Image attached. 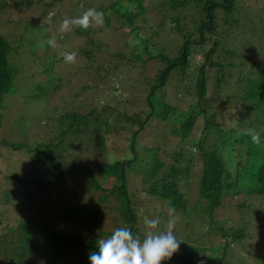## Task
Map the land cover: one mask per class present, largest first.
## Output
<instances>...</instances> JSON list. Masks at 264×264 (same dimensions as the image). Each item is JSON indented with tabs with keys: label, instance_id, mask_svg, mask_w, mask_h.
I'll list each match as a JSON object with an SVG mask.
<instances>
[{
	"label": "rangeland",
	"instance_id": "rangeland-1",
	"mask_svg": "<svg viewBox=\"0 0 264 264\" xmlns=\"http://www.w3.org/2000/svg\"><path fill=\"white\" fill-rule=\"evenodd\" d=\"M114 1L0 0V34L12 47L14 66L11 88L0 93V140L23 144L14 150L0 143V264H43V256L36 253L19 226L27 218L41 222L33 227V235L55 229L54 226L78 233L82 231L81 222L64 217L61 210L99 204L102 230L122 229L126 225L114 208L117 200L113 195L105 201L99 200L103 193L121 182L113 175L105 176L96 165L131 158L130 140L134 130H137L134 147L138 166L132 164L127 168L126 179L130 199H140L135 223L139 233L123 232L120 247L124 250V262L140 264L145 253L154 261H165L172 248L188 250L196 259L205 256L211 261L215 256L214 246L225 243L219 232L213 233V228L223 226L227 232L244 227L246 233L243 240H235L226 247L224 260L228 264H260L264 261V198L252 193L234 194L227 189L220 206L213 211H202L206 202L199 197L202 164L197 155L189 165L188 176L182 174L179 180V189L187 198L186 215L172 209L168 199L148 197L143 191L147 184L142 181V171L154 153L168 165L174 162L173 153L180 147L185 153L192 148L186 142L189 137L182 141L171 132L173 124L170 119H161V110L150 111L147 105V87L144 88L143 80L154 71L155 64L147 63L142 70L141 67L136 70V66L122 62L114 68V61L118 63L117 51L124 41H132L133 36L125 26V19L111 12L115 5L110 3ZM240 1L242 11L247 12L239 18L242 27L230 38L220 33L222 27H227L221 12L214 18L219 33L214 32L212 38L219 40L224 49L221 53L218 46L211 57L217 66H205L209 69L205 97L215 99L208 113L222 110L227 115L229 128L256 130L254 119H248L247 123L245 119L239 121L251 98H242L248 88L235 85L234 80L249 74L256 86L255 98L259 104L249 108V113L264 117V0ZM122 2L129 5L126 0ZM146 2L157 3L156 0ZM168 4L165 21L170 26V17L178 20L173 22L172 30L164 32L168 38L164 43L169 45L170 41L175 47L176 42L179 47L182 35L195 29L204 18L203 11L192 0L175 9ZM108 6L110 10L105 11ZM146 14L147 20L139 18L134 24L144 34L150 32L151 24L160 20L154 10L147 9ZM244 26H248L246 35L235 36ZM125 48L130 50L129 46L122 50ZM201 57L200 53L195 58ZM174 81L171 79L169 84ZM177 98L178 94L175 96L173 92L163 96L165 103L175 109H185L189 102ZM106 103L111 107L100 111L98 107ZM93 106L97 110L89 120L70 125L74 114H84ZM124 115H137L144 124L138 127ZM205 122L206 117L199 115L190 136L200 137L205 132ZM77 127L83 130L76 132ZM211 137V134L207 136ZM223 158L230 168L235 167L236 160L243 161V157L233 160L229 153ZM77 162H84L85 166L70 170L69 166ZM185 164V160L179 163ZM86 169L92 171L100 188L88 189ZM61 170H66L63 179L57 184L48 181L53 173ZM186 182L188 186L184 185ZM197 198H200L199 211L195 210ZM240 203H243L241 207ZM90 232H85L84 237L95 242L93 238L98 233ZM188 243L205 250L192 252L195 249ZM220 250L219 247L218 254Z\"/></svg>",
	"mask_w": 264,
	"mask_h": 264
},
{
	"label": "trees",
	"instance_id": "trees-1",
	"mask_svg": "<svg viewBox=\"0 0 264 264\" xmlns=\"http://www.w3.org/2000/svg\"><path fill=\"white\" fill-rule=\"evenodd\" d=\"M126 1L129 5H125L122 0L110 3V5H115L111 12L116 16L120 14L125 19L126 28H129V32L133 35L131 36L132 41H124L122 48L117 51L118 63L114 61V68H118L122 62L127 66H136V70L139 67L142 70L147 63L155 64L154 71L145 76L143 80V84L145 83L144 88L147 87V105L150 111L161 110V119H170L173 124L171 132L180 137L182 141L189 137L186 142L192 148L185 153L183 148L181 149L180 147L179 150L173 153L174 162L168 165H164L163 160L157 158L154 153L150 164L145 165L142 171V181L145 185L147 184L143 191L148 194V197L155 196L161 199H168L172 209L179 211L180 215H186V212H188L187 198L179 189V180L182 174L185 177L188 176L189 165L193 162L194 156L197 155L201 159L202 164L198 185L199 197L206 202L202 211H213L220 206L222 197L227 189L234 194L239 192L252 193L264 198V117L249 113V108L259 106L257 103L258 99L255 98L258 94L256 86H253L254 83L250 80L249 74L243 75L242 78L234 80V82L235 85L241 86L243 89L248 88L242 98H251L249 103H247V110L245 109L242 112L243 117L239 121L245 119V123H247L248 119L249 121L254 119L256 121V124H254V127L257 128L256 130L238 127L229 128L230 125L228 126L226 122L227 115L222 110H219L218 113H208L215 99L205 97L206 77L209 70L205 66L208 65L210 68L218 65L216 61L211 60V57L221 44L219 40L212 38L214 32L215 34L219 33L214 18L215 16L219 17L221 12L222 20L227 27H222L220 33L230 38L238 28L242 27L239 24V18L241 19L245 15L244 12H247L246 10L242 11L243 9L239 6L241 1L192 0L196 6L202 8L204 18H201V21L195 25V29L188 30L184 36L182 35L179 47L176 42L175 47H172L173 44L170 41L169 45L164 43V41L168 40L164 32L172 30L171 27L178 20H173L170 17L169 21L172 25L169 26L168 22L165 21V15L168 12L165 8L167 2L171 9H175L178 5H185L188 0H156L157 3L152 5H149L146 0ZM109 6L106 7L107 9L105 8V11L110 10ZM147 9L154 10L160 20L151 24L150 32L144 34L140 27L134 24L139 18L145 17V20L148 19ZM236 14L237 16H235ZM243 28L235 36H243L248 30V26ZM87 31L85 30V32ZM79 34L82 35L81 32ZM236 41L239 43V40L236 39ZM126 46H129V51L126 48L122 50ZM223 49L222 44L219 51L221 52ZM11 51L12 47L9 41L0 34V93L10 89L13 82L14 66L12 64ZM85 52L89 54V51L86 50ZM200 53L203 58L196 59V55ZM88 56L90 57L91 54ZM245 58L248 57L245 56ZM171 79H175V81L169 84ZM248 81H250L249 85ZM170 92H173L175 96L178 94L179 98L177 99L189 102L185 109H175L173 105L165 103L163 96L170 94ZM110 107L106 103L98 108L103 111ZM96 110L97 107L93 106L91 110L84 114H74L70 120V125L73 126L79 123L80 120H89ZM112 110L114 109L112 108ZM202 114L206 117V122L204 123L205 132L200 137H192L194 135L190 136V134L193 124L196 118ZM148 115H150V112L147 113ZM124 116L126 119L135 122L138 127L144 124V121L140 120L137 115ZM85 123L88 122L85 121ZM227 127L229 128L228 130ZM81 130L83 129L76 128V132ZM136 134L137 130H134L131 134V158L126 161L124 159H116L110 163H99L96 165V168L105 176L113 175L120 180V185L109 189L108 193H103L99 200L105 201L109 196L113 195L114 199L117 200V205L114 208L126 225L122 229L102 230L100 228L102 221L99 215L102 207L99 204L76 205L71 209L64 208L61 210V214L64 217L68 216L74 217L72 219H78L81 222L79 228L83 232L73 233L54 226L55 229L45 230L42 234L33 235V227L41 222L31 218L22 220L19 226L28 235L36 253L43 256V264H129L124 262V250L120 247V244L122 243L121 238L124 235V231L128 233L138 232V227L135 224L138 218L136 205L140 203V199H130L126 179L127 168L131 167L132 164L138 166L134 147ZM210 134L212 137L207 138ZM0 143L10 146L14 150L23 147L22 143H10L4 139L0 140ZM39 149L41 151V147ZM155 149L157 152L159 151L158 148ZM29 150L34 149L29 148ZM227 153L233 160L243 157V161L236 160L235 167L230 168L223 158ZM48 154L49 152L47 151ZM182 160H185L186 164L180 166L179 163ZM78 166H85V163H72L69 169L75 170ZM86 172L89 175L88 179H86L88 189L100 188V184L92 176V171L86 169ZM65 173L66 170L53 173L48 181L57 184L64 178ZM184 185L188 186V182ZM200 198H197V206H195L197 211L201 209V205L197 204ZM242 205L243 203H240L239 207ZM52 220L53 224H56L54 219ZM92 228H97V231H93ZM213 229V233L216 234L217 231L225 239L224 245L214 246L213 252L215 256L212 259L213 261H209L205 256L196 259L197 256H190V251L188 250L172 248L168 253L169 258L165 261H154L150 255L145 253L139 262L140 264H197L195 262L200 264H228L224 260L225 249L229 244L234 243L235 240L241 241L245 238V228L240 227L231 232H227L223 226L214 227ZM85 232L98 233L97 238H93L95 242H89L87 240L89 237H84ZM260 233L262 234V232ZM105 240H109L112 243H107ZM188 245L193 246L195 251L192 252L195 253L199 252V250L202 252L205 250V248L198 249L195 245L189 243ZM219 247L221 250L218 254ZM10 255L12 259L16 258L14 256L15 253L12 252ZM262 256L264 257V254ZM260 264H264V261L260 262Z\"/></svg>",
	"mask_w": 264,
	"mask_h": 264
}]
</instances>
